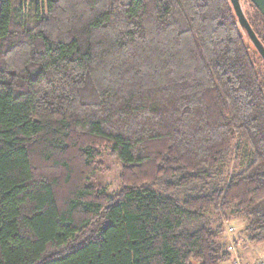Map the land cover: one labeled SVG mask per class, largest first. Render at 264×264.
I'll list each match as a JSON object with an SVG mask.
<instances>
[{"label":"trees","instance_id":"1","mask_svg":"<svg viewBox=\"0 0 264 264\" xmlns=\"http://www.w3.org/2000/svg\"><path fill=\"white\" fill-rule=\"evenodd\" d=\"M23 2L0 0V264H223L229 219L264 244V62L230 1ZM102 148L113 194L88 184ZM233 150L207 194L145 186L209 181Z\"/></svg>","mask_w":264,"mask_h":264},{"label":"rangeland","instance_id":"2","mask_svg":"<svg viewBox=\"0 0 264 264\" xmlns=\"http://www.w3.org/2000/svg\"><path fill=\"white\" fill-rule=\"evenodd\" d=\"M35 0H24L23 2V17L25 18L27 15L31 14V9L34 6ZM43 0H38V2H41ZM242 10H245L246 15L249 18H252L254 16V9L252 5L247 0H240ZM230 156H227L224 163L218 167L213 172V177L211 180L206 182H200L194 185H191L186 188H177L175 190H165L164 184L168 182L167 177H159L158 180L155 183H148L146 184V188L157 193L169 196L171 198H174L178 201H183L190 197H195L199 195H204L209 192H211L214 188L217 186H220L227 178L229 174H231L234 171H237L239 168V163H237L235 159V151L233 150L232 153L229 154ZM97 166L95 169V172L88 178V184L93 185L94 187H98L102 189L103 191L113 194L120 190L121 183H120V175H121V169L122 165L121 163L113 156L110 155L108 148H102L99 149V157L96 162ZM211 219L214 220V216H211ZM223 227V233L224 238L227 235L235 234L237 235L239 231L242 228L243 221L240 219H229V220H221L220 222ZM189 226H192L189 228ZM201 226H211L207 221H200L198 223H195L193 225H186L185 227L189 230H195ZM229 228L233 229V233L229 232ZM233 239V237L231 238ZM230 239V240H231ZM227 240L232 245V241ZM220 241L223 243V246L225 248L226 240L223 238H220ZM225 243V245H224ZM229 247V245H228ZM227 251L228 248H225ZM251 264V263H248Z\"/></svg>","mask_w":264,"mask_h":264},{"label":"water","instance_id":"3","mask_svg":"<svg viewBox=\"0 0 264 264\" xmlns=\"http://www.w3.org/2000/svg\"><path fill=\"white\" fill-rule=\"evenodd\" d=\"M229 1L231 3L233 11L237 17L239 25L242 27V29L244 30L248 40L253 45V47L258 52L259 56L261 57L262 61L264 62V47L262 46L260 41H258V39L255 37L254 33L250 29V26L248 25V22H247L245 15L243 13L240 0H229ZM249 2L264 17V0H249Z\"/></svg>","mask_w":264,"mask_h":264},{"label":"crops","instance_id":"4","mask_svg":"<svg viewBox=\"0 0 264 264\" xmlns=\"http://www.w3.org/2000/svg\"><path fill=\"white\" fill-rule=\"evenodd\" d=\"M233 235H231V238ZM230 235L225 236L224 240H230ZM232 245L235 247V250L231 251V256L228 260L224 261L223 264H232L235 259H238L241 261L243 264H248V263H253L256 259L261 258L264 256V244L262 245H252V244H246L242 240H239V243L236 245L233 243V239H231ZM228 247L229 242H225ZM224 243V245H225Z\"/></svg>","mask_w":264,"mask_h":264},{"label":"built area","instance_id":"5","mask_svg":"<svg viewBox=\"0 0 264 264\" xmlns=\"http://www.w3.org/2000/svg\"><path fill=\"white\" fill-rule=\"evenodd\" d=\"M228 250L231 251L232 247H228ZM232 264H243L241 261H239L238 259H235V261L232 262ZM251 264H264V256H262L259 259H256L253 263Z\"/></svg>","mask_w":264,"mask_h":264}]
</instances>
